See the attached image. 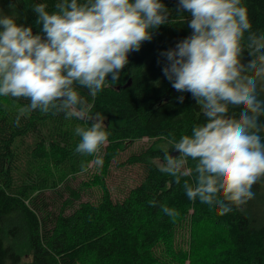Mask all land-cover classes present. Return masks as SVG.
Instances as JSON below:
<instances>
[{
  "label": "trees",
  "instance_id": "1",
  "mask_svg": "<svg viewBox=\"0 0 264 264\" xmlns=\"http://www.w3.org/2000/svg\"><path fill=\"white\" fill-rule=\"evenodd\" d=\"M55 2L0 0V14L32 24L37 31L31 8L46 3L52 11ZM164 2L173 9L174 24L162 25L150 42L129 54L116 84H106L95 97L80 90L91 113L106 117L103 169L127 143L152 140L128 154L126 164L139 165L142 177L122 199L112 198L101 175L73 184L85 172L81 166L92 159L75 151L80 140L75 128L90 127V122L35 110L17 125L16 116L29 101L0 97V264H264V178L253 185V199L221 215L216 205L190 200L183 180L176 184L158 170L160 143H166L161 137L179 140L205 120L190 94L173 89L162 73L159 53L191 32L184 23L187 14L177 16L176 0ZM242 3L252 30L264 33V0ZM156 80L159 86L153 84ZM194 163L189 161V166ZM93 183L100 187V196L83 200V191ZM152 200L155 207L149 205ZM161 205L179 212L175 221ZM196 220L197 225L208 221L218 232L206 234L200 247L177 248L175 230L187 223L192 227Z\"/></svg>",
  "mask_w": 264,
  "mask_h": 264
},
{
  "label": "clouds",
  "instance_id": "2",
  "mask_svg": "<svg viewBox=\"0 0 264 264\" xmlns=\"http://www.w3.org/2000/svg\"><path fill=\"white\" fill-rule=\"evenodd\" d=\"M31 11L37 31L0 14V97L29 101L17 125L35 110L90 122L75 128V151L102 166L97 154L108 143L106 117L91 113L80 90L95 97L116 84L129 54L174 24L173 9L164 0H56L52 11L46 3ZM175 11L187 14L191 32L159 53L162 73L173 89L190 94L205 120L179 140L161 137L158 170L176 184L183 180L190 200L224 215L253 199V185L264 178V33L252 30L242 0H176ZM161 211L173 221L179 215L167 205Z\"/></svg>",
  "mask_w": 264,
  "mask_h": 264
},
{
  "label": "rangeland",
  "instance_id": "3",
  "mask_svg": "<svg viewBox=\"0 0 264 264\" xmlns=\"http://www.w3.org/2000/svg\"><path fill=\"white\" fill-rule=\"evenodd\" d=\"M151 142L152 140L142 138L135 140L132 143H127L124 149L119 150L118 153L110 159V162L105 169H103L104 162L107 158L105 153L108 152V149L107 145L102 147L101 151L97 155L103 158V165L97 166L94 163L95 156H91L92 159L87 163V170L78 174V177L73 181V184H76L77 182L88 183L90 182L89 178L91 175H101L112 198L114 200L122 199L127 191L132 186L136 185L142 177V168L139 165L126 164L125 160L127 159L128 154L147 147L151 144ZM163 144L165 143H160V147ZM155 161L160 163L159 159H156ZM82 194L83 200L89 199L95 201L100 196V187L93 183V185H89V187H87ZM196 223L197 220L194 222L192 227L191 223H187L185 227L175 230L174 244L177 248L189 251L192 244L195 247H200V244L206 243L204 242L207 239L206 234L218 232L216 226H210L207 224L208 221L201 222L199 225ZM185 264H189V261L187 260Z\"/></svg>",
  "mask_w": 264,
  "mask_h": 264
}]
</instances>
